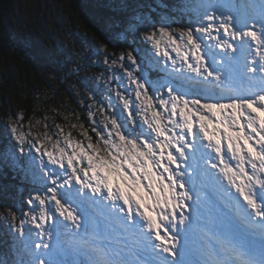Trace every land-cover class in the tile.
I'll return each instance as SVG.
<instances>
[{
    "label": "snow or ice",
    "instance_id": "6c2138e0",
    "mask_svg": "<svg viewBox=\"0 0 264 264\" xmlns=\"http://www.w3.org/2000/svg\"><path fill=\"white\" fill-rule=\"evenodd\" d=\"M104 6L111 15L99 45L88 41V61L103 55L111 75L96 77L103 80L100 94L107 102L93 99L89 115L92 107L111 109L105 119H116L109 131L94 121L95 141L87 130L83 140H74L63 129L53 141L48 134L32 139L17 123L10 129L13 143L0 148V165L19 167L36 185L27 202L33 207L23 216L36 229L37 242L30 246L24 219L11 225L17 264H45L30 247L49 248L41 242L51 240L57 217L77 221L74 204L86 198L100 216L116 211L118 202L119 213L126 207L129 220L118 227L130 244L143 248L147 235L173 261L193 213L223 225L225 209L233 211L224 181L237 188L236 199L252 217L264 220V192L245 191L252 187L245 179L264 188V120H258L264 115V9L256 19L254 0H180L178 11L189 22L173 28L175 18L149 22L130 9L129 0H104ZM109 41H123L130 50L109 56ZM82 86L96 92L88 82ZM101 138L111 145L106 150ZM101 203L107 207H95ZM133 204L142 226L133 227ZM0 208H8L11 219L21 217L16 204ZM239 218L252 226L251 218ZM201 231L205 264H252L242 243L224 235L212 245L208 230ZM259 239L264 241V231Z\"/></svg>",
    "mask_w": 264,
    "mask_h": 264
},
{
    "label": "trees",
    "instance_id": "16d2710c",
    "mask_svg": "<svg viewBox=\"0 0 264 264\" xmlns=\"http://www.w3.org/2000/svg\"><path fill=\"white\" fill-rule=\"evenodd\" d=\"M66 1L70 3L71 13L76 15V23L83 32L84 43L78 42L80 46L71 45L72 37L66 36L65 28L63 33L55 29H53L54 33L44 29L40 31L32 25L19 29L15 23V16L22 5V0H0V59L11 61L18 69V74L8 75L2 95H10L24 102L23 124L43 115L46 110H51L54 126H56L52 127L51 131L55 133L58 125L67 128L76 126L72 132L78 140H82L81 132L85 130L91 136H95V133L91 131L94 121H100V126L107 128L106 123L102 122H105V116L111 111L107 109L101 112L92 107L93 114L89 115L93 99L101 102L102 105H106L107 102L106 98H102L100 94L103 80L97 81L96 77L101 73L108 77L111 73L107 71L108 66L103 63V55L92 57L93 62L89 63L88 41L99 45L100 40L97 37L103 39L102 25L106 17L111 15L112 10L104 6V0ZM129 3L130 9H136L137 14L146 17L149 22L154 23L166 17L175 18L176 23L172 25L173 27H176L177 22L180 23V19L185 24L189 22L188 16L186 18L185 14L178 11L180 0H129ZM38 10H33V13H37ZM46 17L47 12L43 10L44 22ZM59 29L61 28L57 27V30ZM80 30L79 34L82 33ZM69 50L74 54L72 55ZM128 50L130 49L124 45L123 41H109V56L113 53L119 56L121 52ZM115 71L118 74L121 72L119 69ZM83 82L95 86L96 92L90 93L89 88L82 86ZM111 86L116 87V84L113 82ZM10 110L9 105L3 103L0 114L6 116ZM115 119V116H111L107 120ZM0 132L4 131L0 128ZM22 173L19 167L0 166V188L11 189L12 183L19 184ZM0 225L3 232L6 225L3 223ZM4 241L0 238V243Z\"/></svg>",
    "mask_w": 264,
    "mask_h": 264
},
{
    "label": "rangeland",
    "instance_id": "374dc122",
    "mask_svg": "<svg viewBox=\"0 0 264 264\" xmlns=\"http://www.w3.org/2000/svg\"><path fill=\"white\" fill-rule=\"evenodd\" d=\"M38 1L22 0V5L19 7L20 9L18 8L15 16V23L19 29H23L25 27L27 28L32 25L38 28V30L44 29V31L54 33L55 31H53V29H55L59 33H63L65 28L66 36L72 37L71 45L76 46L77 44L78 46H80L78 42L84 43V39L82 37L83 32L82 30L79 29V25L76 23V19H77L76 15L74 13H71L70 10L71 5L68 1L66 0H62V1L38 0ZM37 9H39L38 12L33 13V10L37 11ZM254 9L256 13V15H254V18L260 19L258 14L262 9H264V0H254ZM43 10H46L47 12V17L45 18L46 20L45 22L42 19ZM70 21L75 22V24H71ZM180 24L181 22L180 23L177 22L176 27L180 26ZM57 27L61 29L57 30ZM79 30L80 32H82L81 34L78 33ZM69 52L72 55L74 54L70 50ZM15 73L18 74V69L17 67H15L14 64H12L11 61L0 59V108L3 103L8 104L9 108H11L10 112L6 116L0 114V128H2V130L4 131L2 133L0 132V148H2L5 144L13 143L10 135V129L12 126L16 125L17 123L22 124V130L30 133L32 139H35L37 136L43 137L45 134H48L52 137V140L55 141L57 139V136L55 134L59 132L60 129H63L65 134L70 133L74 140H78L77 137L74 136L75 134L72 132L73 129L76 128L75 124H74L75 128H67L65 126L58 125L59 127H57L55 133L54 131H51L52 127H56L54 126V118L51 115L50 112L51 110L50 111L46 110L43 115L37 117L36 119L30 122H27L25 124L22 123L24 102L22 100H16L15 98L10 97V95H5V96L2 95V90H4L3 88H5L6 86L5 83H6V79L8 78V75L14 76ZM42 93L44 92L42 91ZM43 96L46 97L45 94H43ZM43 99L45 100V98ZM258 120H264V115H261L258 118ZM102 123H106V127H108L112 123V120H105V122ZM115 126L116 125H113L112 127L113 129H111V131L114 133L117 128ZM108 131L109 129L105 128V132L107 133ZM5 136L7 137L6 143L3 141L5 139ZM92 137L93 140L95 141L96 137L95 136ZM108 141L109 142L113 141V135L108 136ZM100 146L102 150H106L111 145L103 143L101 138ZM25 151L31 152L32 155L38 156V154L35 153L33 149L28 148ZM46 159L47 158L45 157V160ZM117 163H120V161L118 160ZM129 170L133 171L134 175L139 176V174L136 173L131 167L129 168ZM24 178H25L24 182H27V184L24 185L22 188L20 187H14L13 189L0 188V204H8V203L16 204L18 210L21 213V217L19 219H24L26 221L25 229L26 232L28 233L27 239L29 240L31 246L37 242V237L35 235L36 229L33 226H31L30 222H27L28 218L24 217L23 213L29 212L30 209L33 207L32 205H29L27 202L32 196L36 194L33 191V188L36 187V185H34L33 182L26 176H24ZM68 195L69 198H71L73 194L69 193ZM91 200L92 198H86L84 202H77L74 204V207L77 209L79 215V219L77 221L70 223L60 217H57L56 224L51 227V232H52L51 240L50 241L45 240L41 242V243L44 242L49 243L50 247L47 249L43 247H41L40 249H35L34 247H30L34 259H39L40 257H43L45 264H101V261L99 260L100 258L97 257V254H99L100 257L104 259L105 263L107 264L113 260L117 261L116 264L128 263V259H127L128 253H125L127 247L117 242V241L121 242L122 240V238L118 234L123 233V230L118 227V222L124 224L127 223L129 220L127 209L126 208L124 209L123 212L124 214L123 213L117 214L113 212L109 214L106 212L105 215L100 216L97 215L96 212L93 211L91 207H89ZM102 206L103 204L101 203L100 205H96L95 207L99 208ZM119 206L120 204L118 202L117 203L118 209ZM132 206L134 209L135 205L133 204ZM86 210L88 211L90 210L89 212L91 213L89 214H93V217L97 222V224H99L100 227H103V231H100L98 228L93 226V224L88 220L89 214L86 212ZM9 211L10 210L8 208H0V213L3 214L0 215V221L5 222L8 228H10V232L12 233L11 237L9 238V241L0 244V264H17L20 258V253L18 251V248L14 246V233L12 231L10 224L11 217H9L7 214ZM133 212L134 213L132 216V221L136 220L133 221V227H135L136 222L137 221L141 222L142 219L139 217V215L136 214V208L133 210ZM193 214H194L193 216L196 215L195 213ZM5 217H7V220H5ZM19 219L17 221V224H19ZM205 220H207V216H205ZM199 222L200 220H198L196 217L193 219L191 225L197 226ZM140 225L141 224H137L136 227ZM77 230H79L80 233H78ZM210 230L211 232L215 233L213 229L209 228V231ZM102 232L105 234V236L108 237L103 241V243L100 242ZM81 239L84 240L85 243L83 245L86 247L81 246L80 243ZM180 246L181 248H185L184 244H180ZM91 247H93V249ZM148 247H150V249L153 248V250H156L153 247V242L151 241L150 238L148 241L147 248ZM82 251L84 252V256L90 259V261H85L84 256L80 254V252ZM134 251L138 254L139 260L145 262L146 264L158 263L156 259L150 258L151 254L147 249H145V251L143 252L142 250L136 248L134 249ZM154 252L157 254V256L160 255L162 256V253H157V250ZM167 258L168 256H164L165 261L170 263V260H168L169 258L168 259Z\"/></svg>",
    "mask_w": 264,
    "mask_h": 264
},
{
    "label": "bare ground",
    "instance_id": "6f19581e",
    "mask_svg": "<svg viewBox=\"0 0 264 264\" xmlns=\"http://www.w3.org/2000/svg\"><path fill=\"white\" fill-rule=\"evenodd\" d=\"M250 167V166H249ZM246 182L248 183V181L246 180ZM233 192V194H234V191H231V193ZM235 204H237V202L235 203ZM234 204V205H235ZM103 206H105V207H107L106 205H103ZM120 207V206H119ZM126 208V207H125ZM132 208H133V206H132ZM127 209V208H126ZM135 209V208H134ZM133 209V210H134ZM247 209V208H246ZM245 209V211L243 212V211H241V214L243 215L242 217L244 218V219H246V220H248L249 218H251L252 216L250 215V213L249 212H247V210ZM113 213H119L118 212V208H117V210L116 211H113ZM134 213V212H133ZM119 214H122V213H119ZM124 214V213H123ZM90 216H91V218H89V221L93 224V226H95L96 228H98L100 231H103V227H100L99 226V224H97V222L95 221V219L92 217V215L91 214H89ZM115 215V214H114ZM194 215V214H193ZM237 215V214H236ZM124 216V215H123ZM135 216V215H134ZM234 216V215H233ZM140 217V216H139ZM237 217H238V215H237ZM239 217H240V215H239ZM238 217V219L239 220H241L240 218ZM115 218V217H114ZM123 218V217H122ZM252 219V218H251ZM128 220V219H127ZM133 221H136V220H133ZM115 223V222H114ZM137 224H142L143 225V221H141V222H139V221H137L136 222V224H135V226L137 225ZM245 223H242V226H245V228H246V225H244ZM142 225H140V226H142ZM208 225L210 226V227H213L214 225H211V224H209L208 223ZM78 227V226H77ZM81 228V227H80ZM97 229V230H98ZM82 231V230H81ZM84 231V230H83ZM77 232H79V230H77ZM98 232V231H97ZM105 232V231H104ZM210 232H211V230H210ZM80 233V232H79ZM99 233V232H98ZM114 233V232H113ZM72 234V233H71ZM76 234V233H75ZM84 234V233H83ZM210 234V233H209ZM77 235V234H76ZM101 235V234H100ZM119 236H120V234H118ZM61 236V235H60ZM202 237L203 238H205V235H204V233H202L201 231H196L194 234H192V235H189L188 237H187V240H190V239H196V240H193V244H194V247H193V249L195 248V250H197V251H193V257H194V259H197V258H199L204 264H205V262H206V260H207V257L205 256V255H203L202 254V249H203V245H204V243H202L201 242V239H202ZM213 237L214 238H216V236L215 235H213ZM106 238H108L107 236H105V234L102 232V235H101V238H100V242L101 243H103V241L106 239ZM116 239H118V238H116ZM149 241V238H148V236L147 235H145L144 236V243H146V242H148ZM80 243H81V246L82 247H86V246H84L83 244L85 243L84 242V240L83 239H81V241H80ZM211 243V242H210ZM127 247H128V256H127V259H128V263L127 264H143L142 262L143 261H141L140 262V260H139V256H138V254L133 250L134 248H141L140 246H133V245H128L127 243H124ZM180 244H184L185 245V243L184 242H182V241H180ZM101 245V244H100ZM213 245H215V243L213 244ZM150 246V245H149ZM186 247V246H185ZM76 248H78V247H76ZM122 248V247H121ZM146 249L149 251V253L150 254H153V255H155V256H157V254L154 252V251H156V250H153V248H151L150 249V247H146ZM96 250V249H95ZM143 250H145V248H143L142 249V251ZM90 251V250H89ZM103 251V250H102ZM144 252V251H143ZM157 253H163L162 251H158L157 250ZM80 254H82V256H84V253L83 252H81ZM164 254V253H163ZM140 255V254H139ZM166 255V254H165ZM165 255H163V256H161V257H164ZM67 256H68V254H67ZM144 256V255H143ZM150 256V255H149ZM160 256H158L159 258H160ZM84 258H85V261H90V259H88L87 257H85L84 256ZM169 258V257H168ZM167 258V259H168ZM121 260V259H120ZM168 260H170V258L168 259ZM189 260L190 261H192V258H189ZM122 261V260H121ZM149 261V260H148ZM158 261V260H157ZM165 261V260H164ZM97 262V261H96ZM116 264V262L117 261H115V260H113L111 263H108V264H114V263ZM179 262H181V261H177V260H175V261H173V260H170V263L169 262H167V261H165V262H159L160 264H177V263H179ZM148 263V262H147ZM103 264H107V263H103ZM181 264H186V263H184V262H181Z\"/></svg>",
    "mask_w": 264,
    "mask_h": 264
},
{
    "label": "clouds",
    "instance_id": "9594fccd",
    "mask_svg": "<svg viewBox=\"0 0 264 264\" xmlns=\"http://www.w3.org/2000/svg\"><path fill=\"white\" fill-rule=\"evenodd\" d=\"M7 214H8L9 217H13V216H14V214H13L11 211H9ZM0 215H3V214L0 213ZM18 219H19V218L11 219V220H10V224H11V225H17V226H18V224H17Z\"/></svg>",
    "mask_w": 264,
    "mask_h": 264
}]
</instances>
